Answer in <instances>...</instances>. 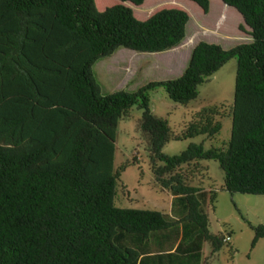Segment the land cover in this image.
Returning a JSON list of instances; mask_svg holds the SVG:
<instances>
[{
    "label": "trees",
    "instance_id": "1",
    "mask_svg": "<svg viewBox=\"0 0 264 264\" xmlns=\"http://www.w3.org/2000/svg\"><path fill=\"white\" fill-rule=\"evenodd\" d=\"M145 1L0 0V264H199L204 244L215 255L225 243L209 230L215 189L189 184L197 164L216 161L229 193L264 195V0H221L242 16L250 42H198L176 79L101 95L98 60L120 48L169 51L186 36L187 11L172 4L140 20L126 3ZM189 1L208 13L210 0ZM232 58L228 142L164 154L170 141L218 134L219 110L203 108L173 133L152 112L149 91L162 87L187 104ZM133 106L142 111L138 130L155 184L172 196L169 213L115 205L133 164L114 167L116 128ZM253 230L252 247L264 226Z\"/></svg>",
    "mask_w": 264,
    "mask_h": 264
},
{
    "label": "rangeland",
    "instance_id": "2",
    "mask_svg": "<svg viewBox=\"0 0 264 264\" xmlns=\"http://www.w3.org/2000/svg\"><path fill=\"white\" fill-rule=\"evenodd\" d=\"M108 1L105 4L107 7L118 3V0ZM126 4L140 20L146 19L159 8L172 4L180 6L190 17L186 25V36L181 45L169 51L145 53L120 48L113 55L98 60L93 66V76L101 95L116 91L132 93L149 82L176 79L186 67L191 50L198 42L214 43L229 49L251 41L248 31L239 29L244 24L242 16L221 0H210L207 14L189 0H147L144 5L136 7ZM235 74L236 59L232 58L199 85L195 100L184 105L171 101L162 87L149 91L152 112L167 119L173 133H180L203 108L217 106L219 110L216 119L221 122V129L218 134L170 141L162 149L164 154H178L191 143H202L204 148L209 149L222 147L228 142ZM141 112V109L133 106L128 116L118 121L116 128L114 167L124 163L133 164L121 174L115 205L169 213L172 196L155 184L148 153L138 130ZM197 167L198 170L188 177L189 184L204 188L207 192L212 189L216 191L213 207L207 208L209 230L212 234L230 237L215 255L211 254L210 246L204 244L203 263L264 264V237L259 238L252 247L255 236L253 227L264 226V195L226 191L222 188L224 173L216 161H202ZM189 168L192 169V166Z\"/></svg>",
    "mask_w": 264,
    "mask_h": 264
},
{
    "label": "crops",
    "instance_id": "3",
    "mask_svg": "<svg viewBox=\"0 0 264 264\" xmlns=\"http://www.w3.org/2000/svg\"><path fill=\"white\" fill-rule=\"evenodd\" d=\"M242 26H243L244 30H247V31H248V34H249V29H248V27H246L245 24H243ZM203 249H204V247H203ZM203 249H202V253H203ZM204 256H205V255H204ZM191 262H192V261H191ZM201 262L203 263V261H201ZM201 262H200L199 264H201ZM190 264H193V263H190Z\"/></svg>",
    "mask_w": 264,
    "mask_h": 264
},
{
    "label": "clouds",
    "instance_id": "4",
    "mask_svg": "<svg viewBox=\"0 0 264 264\" xmlns=\"http://www.w3.org/2000/svg\"><path fill=\"white\" fill-rule=\"evenodd\" d=\"M226 237H229V236L227 235ZM226 237H225V238H226ZM225 238L223 237V240H224ZM229 240H230V237H229ZM229 240H228V241H229ZM228 241H225V240H224V242H228Z\"/></svg>",
    "mask_w": 264,
    "mask_h": 264
},
{
    "label": "built area",
    "instance_id": "5",
    "mask_svg": "<svg viewBox=\"0 0 264 264\" xmlns=\"http://www.w3.org/2000/svg\"><path fill=\"white\" fill-rule=\"evenodd\" d=\"M224 240H225V241H228V240H229V237H226Z\"/></svg>",
    "mask_w": 264,
    "mask_h": 264
}]
</instances>
